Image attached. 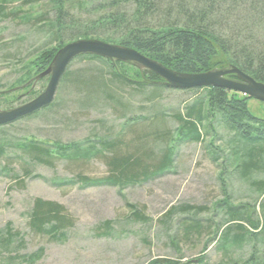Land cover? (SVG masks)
Instances as JSON below:
<instances>
[{
	"label": "rangeland",
	"instance_id": "obj_1",
	"mask_svg": "<svg viewBox=\"0 0 264 264\" xmlns=\"http://www.w3.org/2000/svg\"><path fill=\"white\" fill-rule=\"evenodd\" d=\"M4 1L0 112L23 106L45 90L54 60L43 71L33 63L57 44L49 26L55 16L50 0ZM65 2V19L81 27L102 13L94 8L101 0ZM69 39L65 34L64 46L82 41ZM125 68L129 78L142 72L134 63ZM67 70L80 72V81L96 77L103 86L90 95L85 86L61 79L49 110L0 127V231L10 224L23 239L11 246L0 244V264H26L21 257L37 253L33 264H147L153 259L198 264L201 257L203 264H232L264 258V191H257L264 172L251 169L244 174L237 167L251 147L214 120L202 122L198 143L177 140L174 133L176 115L204 99L206 90L163 89L152 97L150 88L114 82L94 62L73 60ZM247 104L252 115L262 117V102L252 99ZM132 118L137 124L127 122ZM30 139L50 148L54 143L77 144L88 156L98 150L94 143L100 139L112 141L121 153L125 144L135 142L149 153L150 168L165 148L174 156L168 172L119 189L103 183L109 176L104 157L110 152L85 160L54 154L44 164L14 146ZM256 153L264 162V144ZM36 199L64 209L67 224L57 238L31 232L27 215ZM228 207L237 209L240 221L231 218ZM132 211L146 220H136Z\"/></svg>",
	"mask_w": 264,
	"mask_h": 264
},
{
	"label": "trees",
	"instance_id": "obj_2",
	"mask_svg": "<svg viewBox=\"0 0 264 264\" xmlns=\"http://www.w3.org/2000/svg\"><path fill=\"white\" fill-rule=\"evenodd\" d=\"M101 1L94 8L102 13L93 22L85 23L81 27L80 24L65 19L68 13L65 0H50L55 16L49 26L53 28L52 36L57 39V44L55 48L44 50L36 58L38 64H33L38 70H46L52 64L58 51L64 47L62 38L69 33L71 39L68 41H98L133 50L177 75L237 69L255 82L264 85V0ZM4 3V0H0V15L4 13ZM74 60L97 63L106 68L114 82L122 85L129 87L134 85L138 90L150 88L152 97L158 96L163 89L175 90L151 71L134 72L129 78L125 73L127 71L125 67L131 66L129 62L109 60L92 54L80 55ZM80 76L82 75L78 71L66 70L61 83L70 80L77 88L85 86L83 88L90 95L97 93L103 86L96 77L84 76L80 81ZM138 78L143 79L142 82L145 83ZM228 78L237 80L235 76ZM197 90H206L207 94L204 99L193 101L184 115H176L178 127L174 133L177 140L198 143L202 137L200 132L202 122L218 121L227 132H234L244 146L251 147L244 153L246 159L237 167L240 166L243 173L251 169L264 172V162L256 153L264 144V112L261 114L262 117L252 115L247 104L252 99L233 91L220 87L187 91ZM52 106L53 103L26 118L47 111ZM130 121L137 124L138 119L127 120ZM127 122L122 125V131L126 129ZM94 145L98 150L92 151V155L89 156L85 152H80L77 144L63 146L54 143L53 148H50L46 143L30 139L14 146L32 154L37 162L44 164H48L47 160L54 154L65 159L85 160L110 152L111 156L104 157L107 158L105 164L109 176L103 183L119 189L166 173L173 163L174 152L170 147L164 149L160 158L155 159V166L150 168L149 153L142 151L144 149L142 144L135 142L125 144L122 153L121 147L115 148L113 142L106 139H100ZM69 153L75 155L69 157L65 155ZM83 182L87 184L88 180L83 179ZM257 187V191H264V178L257 183ZM228 211L231 218L239 221L242 218L237 209L228 207ZM171 213L172 211L169 215ZM131 214L136 220L142 222L146 220L140 212L132 211ZM64 215L65 211L60 205L36 199L27 215L28 226L33 233L57 238L60 227L67 224ZM109 224L111 223L106 222V225ZM238 228L244 230L242 226ZM2 233L5 234L4 237ZM20 236L8 224L0 231V244L11 246L16 241L23 243V239H19ZM37 256L38 253L21 259L26 264H33ZM189 263L188 261L184 264ZM197 263L203 264L204 258L201 257ZM147 264L182 263L169 259H153ZM232 264H264V258L256 262L251 258L242 263Z\"/></svg>",
	"mask_w": 264,
	"mask_h": 264
},
{
	"label": "water",
	"instance_id": "obj_3",
	"mask_svg": "<svg viewBox=\"0 0 264 264\" xmlns=\"http://www.w3.org/2000/svg\"><path fill=\"white\" fill-rule=\"evenodd\" d=\"M92 54L103 58L129 62L142 70L155 73L165 84L175 90L187 91L198 88L220 87L250 99L264 103V85L255 82L237 69L217 70L201 74L177 75L136 51L111 46L98 41H79L62 47L53 62L45 90L34 100L10 111L0 112V127L26 118L44 108L54 100L58 84L69 64L80 55ZM235 76L237 80L228 77Z\"/></svg>",
	"mask_w": 264,
	"mask_h": 264
}]
</instances>
